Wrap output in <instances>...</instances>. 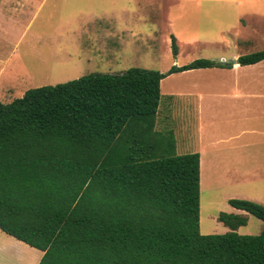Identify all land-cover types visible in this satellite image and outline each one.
Returning <instances> with one entry per match:
<instances>
[{"label":"trees","instance_id":"trees-1","mask_svg":"<svg viewBox=\"0 0 264 264\" xmlns=\"http://www.w3.org/2000/svg\"><path fill=\"white\" fill-rule=\"evenodd\" d=\"M262 60L264 49L238 58ZM214 66L230 67L197 58L168 72H91L0 100V228L42 250L38 264H264V229L237 231L247 214L222 211L231 230L201 232L200 153L144 136L161 81ZM160 147L172 154L145 157ZM229 203L264 221V204Z\"/></svg>","mask_w":264,"mask_h":264},{"label":"rangeland","instance_id":"rangeland-1","mask_svg":"<svg viewBox=\"0 0 264 264\" xmlns=\"http://www.w3.org/2000/svg\"><path fill=\"white\" fill-rule=\"evenodd\" d=\"M100 5V10L106 13L107 20L104 18L101 25L90 24L87 27L90 29L85 34L84 42L86 45H89V42L98 45L108 39L111 43L118 44L119 48L111 50L108 58L95 56L89 66L93 72L120 73L137 66L168 72L174 64H187L197 58L217 57L226 58L229 61L237 58L238 55L264 49V40L258 41L254 38H251L250 47L246 48L241 41L240 46L236 47L234 35L241 32L240 24H244L246 20L239 17V25H232L236 14L239 13H249L253 10L264 15L263 1L103 0ZM95 6L87 7L85 10L88 13L94 12V16H97L98 7ZM258 17L248 18L247 26L254 32H258V28L263 30L264 27V25L260 26L261 21ZM225 28L227 30L224 31H230L220 33ZM220 34L226 36V41H222ZM172 37H175L179 47L177 58L172 51ZM80 55L84 58L82 54ZM26 58L29 60V67H37L35 68L37 71L46 73L42 71L44 65L39 63L34 55L29 54ZM82 64L87 67L88 63L81 62L80 67ZM263 69L264 66L261 65L260 68H245L237 71L232 77L230 74L226 77L202 75L201 81L227 84V87L223 85L226 89L223 87L213 96H205L202 99L207 118L204 122L205 133L202 138L207 147L208 156L201 186L200 228L202 233H224L225 228L228 227L219 219L220 212L240 213L229 203V198L245 199L243 195L249 193L254 195L253 197L264 200V180L249 181L247 174H241V171L245 169L244 162L238 160L241 167L239 171L225 175L227 172L223 174L217 168L219 161L213 157L215 148L219 145L225 147L228 144L235 148L236 154H244L245 141L250 138H253L256 143L260 142L259 145H253V150L263 152L260 154L264 157V96L249 97L241 92L229 93L231 81L234 78L242 85L249 79L250 74L254 73L253 71L260 72ZM79 71L83 70L77 68L53 73L50 79L19 80L20 82L16 86L12 85L11 89L0 91V100L8 103L23 96L31 87L76 79L73 76ZM182 76V73H173L162 80L156 128L144 133V136L158 139V141L164 142L169 139L174 145L171 148L173 150L170 151L177 154L193 152L195 147L193 142L196 137L191 129L185 130L186 125L183 124V120L189 119L190 122L194 120L193 114L198 102L195 98L188 102L181 95ZM135 134L136 132L134 136ZM143 148L144 151L140 150V153L149 149L147 146ZM170 151L160 147L154 152H147L145 157L168 156L172 154ZM241 213L247 214L249 220L246 225L237 230L240 234H259L264 229L263 220L247 212ZM40 255L42 250L23 242V248L13 246L4 255L0 253V264H36Z\"/></svg>","mask_w":264,"mask_h":264},{"label":"crops","instance_id":"crops-1","mask_svg":"<svg viewBox=\"0 0 264 264\" xmlns=\"http://www.w3.org/2000/svg\"><path fill=\"white\" fill-rule=\"evenodd\" d=\"M102 1L103 0H0V91L6 90L7 88L11 89L12 85L16 86L20 82L19 80L22 79H50L53 73L69 69L78 68L83 70L76 72L73 78H79L93 72L89 66L95 56L100 55L108 58L111 50L119 48L118 44L115 42L111 43L108 39H106V42H100L98 45L90 42L89 45H86L84 42L85 34L90 29L87 27L90 24L96 23L101 25L100 23L104 21V18L107 20L106 13L104 14V12L100 10ZM249 1L253 2L254 0ZM255 1L264 2V0ZM93 6L98 7V9H96V12H98L97 16H94V12L88 13L85 10L87 7L92 8ZM239 17L245 19L246 22L240 24L241 32L234 35L236 47L240 46V41L245 44L246 48L250 47L252 45L251 38L258 41L264 40V27L263 30L258 28V32H254L253 29L247 26L248 18L252 17H258L261 21L260 26H263L264 15L256 13L253 10L249 13L244 12L242 14H236L235 22L232 24L233 26H235V24L239 25ZM101 28L103 29V27ZM105 30H107V28H105ZM224 30L227 29H223L220 33L224 34V32L230 31ZM220 38L222 41H226L227 39L226 36L221 34ZM216 42L217 41H215V43ZM29 54L34 55V57L38 59L37 61L44 65L42 71L46 73H41L40 70L37 71V69H35L37 67H29V60L26 58ZM80 54H82L84 58ZM239 56L240 55L237 56V59ZM222 59L226 60V58L219 59L217 57L213 60L220 62ZM85 61L88 63L86 64L87 67L83 66V64L80 67V63ZM260 65L264 66V60L250 65L235 63L230 67L214 66L178 72L183 75L180 91L181 95L187 99L188 102L193 98L198 102L193 114L194 120L192 122H190L189 119L183 120V124L186 125L185 130L191 129L196 136L193 142L195 146L193 152L200 153L201 186L203 184L204 169L205 165L207 166L208 158L207 147L203 143L202 138L205 133L204 122L207 119L202 99L205 96H213L217 91L223 89V85H227L224 82L201 81L202 75H220L218 77H226L230 74L232 77L237 71L245 68H260ZM255 71L250 74L249 79L242 85L234 78V80L231 81L232 86L229 93L239 94L241 92L249 97L257 95L264 96V69L260 72ZM226 87L224 88L226 89ZM156 125L157 117L155 128ZM259 144L260 142L256 143L253 138L246 140L244 145L245 153L242 155L236 154V152H234L235 148L231 144L225 147L219 145L215 148V152L213 153L215 160L219 161L217 168L223 174L227 172L225 175H228L230 172L239 171L241 167L238 160H240L245 163V169L241 171V174H247L249 181H254L255 179L264 180V157L260 154L263 152L253 150V145ZM223 149L224 153L222 154ZM227 150H230L228 151L230 153H228ZM231 150H233V152ZM243 196L245 199L249 198L264 203L263 199L253 197L254 195L249 193ZM237 210L240 213L245 212L241 209ZM227 227L228 228H225V232L231 230L229 226ZM23 242L24 241L6 233L0 228L1 254L4 255L13 246L23 248ZM43 254L44 252L42 251V255L39 256L40 259L36 264L39 263ZM3 263L5 262L3 261Z\"/></svg>","mask_w":264,"mask_h":264},{"label":"water","instance_id":"water-1","mask_svg":"<svg viewBox=\"0 0 264 264\" xmlns=\"http://www.w3.org/2000/svg\"><path fill=\"white\" fill-rule=\"evenodd\" d=\"M221 63H222V64H225V65H230V66H232V65H234L235 63H239V61H238L237 58H233V59H231V60H229V61H226V60L222 59V60H221Z\"/></svg>","mask_w":264,"mask_h":264}]
</instances>
